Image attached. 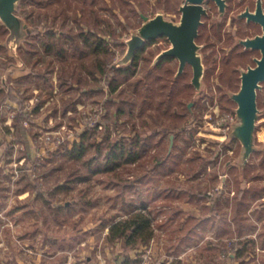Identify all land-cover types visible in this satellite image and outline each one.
I'll return each mask as SVG.
<instances>
[{"label": "rangeland", "instance_id": "374dc122", "mask_svg": "<svg viewBox=\"0 0 264 264\" xmlns=\"http://www.w3.org/2000/svg\"><path fill=\"white\" fill-rule=\"evenodd\" d=\"M19 5L18 13L28 18L30 27L38 13L52 19L60 9L31 0ZM178 5V0H66L65 29L78 32V13L91 19L92 24H83L86 29L97 28L99 20L100 29L112 32V41L125 43L143 23L134 7L146 14L166 10L168 17L177 18ZM213 14L199 37V43H208L202 50L206 68L199 94L190 86L191 66L176 84L171 81L178 76L176 59L165 61L155 75L150 72L155 56L168 46L163 38L145 47L132 84L116 91L104 75L95 78L90 72L97 58H81L70 42L65 58L45 53L31 37L15 56L11 50L1 52L0 65L12 63L0 68L1 89L13 87L20 99L27 98L29 109L39 99L45 104L23 118L27 145L15 125L6 128L3 120L15 117L19 109L0 97V264H64L80 258L99 264L102 257L105 264H124L131 246L112 240L109 227L136 208L152 216L155 235L150 244L156 243L158 254L175 243L183 249L185 254L173 264H228L235 242H245L252 251L244 264H264L261 156L253 153L249 167L241 168L240 141L230 138L231 128L218 123L229 115L236 120L237 104L229 92L240 88V68L257 56L235 47L238 36L259 29L242 25L232 11L223 17L215 10ZM57 25L62 29L60 19ZM126 49V43L115 44L108 57L118 62ZM258 104L256 138L264 142V82ZM88 128V142L140 133L146 145L141 162L108 171L91 160L94 148L81 160L67 157L79 133ZM163 233L168 240L161 238ZM175 234L177 242L170 238ZM224 245L229 249L223 251ZM145 257L151 264L152 254Z\"/></svg>", "mask_w": 264, "mask_h": 264}, {"label": "trees", "instance_id": "16d2710c", "mask_svg": "<svg viewBox=\"0 0 264 264\" xmlns=\"http://www.w3.org/2000/svg\"><path fill=\"white\" fill-rule=\"evenodd\" d=\"M31 1L37 4H46L47 6L58 4L60 9L55 11L52 19L50 14L46 13L45 16L42 17V14L38 13L35 16L34 24L32 25L33 27L29 26L31 30L29 34L23 39L20 47L27 43L28 38L31 37L34 39V42H36V39L39 40L40 48L45 53L51 54L56 58H65L69 55L66 42H70L72 47L79 52L81 58H97V61L93 63V66H89L90 72L95 78H98L99 74L101 76L104 75L103 78L105 79V82L111 86L112 91L118 90V88H120V86L124 83L128 82L132 84L131 79L138 70L139 61L141 59L140 54L144 51L145 46L136 52L134 60L131 63L118 66L117 62H115L112 57H108V55L111 52L113 45L119 43L125 45V43L123 39L112 41V39L109 37L112 32H109L105 29H100L99 20H97L95 24L97 28L94 29L91 26V29L88 30L83 26V24L91 23V19L88 20L85 17L79 16L78 13H75L74 20L79 25L78 32L73 28L65 29L66 23L69 19V8L65 7L66 0ZM95 1L96 0H91V2ZM138 5L145 9L142 2H139ZM19 10L20 5L18 11ZM133 10H135L142 18V13L144 12H138L139 10H136L135 7ZM29 14L33 15V11ZM24 18L28 22V18ZM59 19L61 21L62 29L57 27V21ZM8 34L9 29L0 20V54L6 50L9 51L5 44ZM103 56L106 58H103ZM167 60L169 59H163L154 64L152 67H150V72L155 75L160 69L161 65ZM11 64L12 63H10V61H5L2 65H0V68L3 67L4 69H8ZM186 70L187 69H185L182 74L174 76L171 81L176 84V82L180 80L182 76H184L183 74L186 72ZM190 86L192 88L194 87L192 82H190ZM13 90V87H11L8 92H6L4 89H0V94L4 100H11L18 103L19 110L14 118L15 127L17 134L23 138L24 142H26L27 136L25 129H27V127L23 123V118L29 117L32 112L29 110V108H27V98L20 99L16 93H13ZM42 104L43 101H39L37 105L33 107L32 111L34 110V112H38ZM124 111V109H120L121 113ZM79 134L80 135L74 141L73 146L69 147L67 150L66 156L74 160H81L94 148L95 155L91 160H96L99 162L97 167L99 169L104 167L106 170L110 171L126 163L137 164L141 162L144 155V150L146 149V145L142 142L140 133H137V135H135L133 138L124 136L120 139H114L108 135L103 137L102 140H97L95 142H88L90 136L89 128ZM256 142L259 146V149L255 151L254 154L261 156V163L264 166V142L258 141L257 138ZM102 158L104 159V162H102ZM165 161L166 159L162 162L164 163ZM247 165L244 167V169L249 167H247ZM221 189L223 190V187ZM209 198H211V196L206 195V199L208 200ZM242 202H240V204ZM235 205L237 206V208L235 207V210L237 211L238 203ZM109 230L112 240L116 242L121 241L123 242V245H129L131 247H135L138 244L143 245L149 243L155 234L152 217L149 215L148 211L146 212L144 208H136V210H134V212H132L127 218L115 221L110 225ZM226 249L228 250L229 247L224 245L222 250L224 251ZM230 252L236 253L234 245L230 248ZM228 256L230 257V253ZM124 264H128V261L124 262Z\"/></svg>", "mask_w": 264, "mask_h": 264}, {"label": "water", "instance_id": "95a60500", "mask_svg": "<svg viewBox=\"0 0 264 264\" xmlns=\"http://www.w3.org/2000/svg\"><path fill=\"white\" fill-rule=\"evenodd\" d=\"M22 0H0V20L9 29L5 41L6 46L15 56L23 39L29 34L30 27L23 16L18 13L19 4ZM207 0H184L180 10L182 16L179 21L168 18L163 10L149 17L143 14L142 25L133 31L131 36L125 40L127 49L125 55L117 62L118 66L126 65L134 60L136 52L143 48L148 41L166 36L171 46L162 50L155 58L154 64L165 57H176L179 59L177 75L182 74L187 63L193 68L192 84L198 94L203 89V78L205 75L204 56L201 51L203 44L198 43L200 26L203 16L208 14L205 6ZM220 11L224 12L226 0H215ZM249 19L259 22L263 27V33L254 37L242 38L240 42L246 48L261 50V57L256 58V65L241 69V84L237 91H230L231 98L236 102V120L232 123L229 132L230 138L238 139L241 143L239 166L244 168L249 162L252 154L259 149L256 142V132L261 111L258 104L259 90L263 88L264 82V12L258 7L255 13L245 12ZM13 50V51H12ZM173 138L172 143L173 146ZM226 177H224V181Z\"/></svg>", "mask_w": 264, "mask_h": 264}, {"label": "flooded vegetation", "instance_id": "af4514ba", "mask_svg": "<svg viewBox=\"0 0 264 264\" xmlns=\"http://www.w3.org/2000/svg\"><path fill=\"white\" fill-rule=\"evenodd\" d=\"M183 2H184V0H178L179 5H178V11L177 12L179 13V15L176 16L177 18L171 17V19H173L175 21H179L180 20V18L182 16V11L180 10V8H181V5L183 4ZM226 2H227V4H226V7H225V11L224 12H221L220 11L219 5L217 4V2L215 0H207L205 2V6L208 9V14L203 16V23L200 26L199 36L197 37V41L199 43V37L202 35V32H203L202 31V27L203 26L205 27L206 24H207V19L210 16H213L214 15L213 14L214 13V10L216 11V13H217V15L219 17L226 16L230 11H232L234 13V15H233L234 16V19L238 20L240 23H242V25H244V26L246 25L247 28H251V27L253 28V26H256L257 29H259L257 32H255L253 34L246 33L243 36H238L239 41L237 43H235V47H241L242 46V48L244 49V51H243L244 54H247V53L249 54L252 51L253 52H257V56H254L253 57V63H249V64H247L246 67H242V68L247 69L249 66H255L256 65V58H260L262 56L261 55V50H259V49H253V48H246V46L243 45L240 42V40L242 38L254 37V36L258 35V34H262L263 33V27H262V25L259 22L255 21L253 19H249V17L247 15H243V14L245 12H247V11L250 12V13H255V12L258 11V7H260L261 10L264 12V0H226ZM232 9H234V10H232ZM158 11L159 10H156L155 14H145V13H142V15L145 14V15H148L149 17H152V16L156 15ZM163 11L165 12L166 16L168 17V12H166V10H163ZM168 18H170V17H168ZM143 21H144V19H143ZM160 38L165 39V41L168 43V46L162 48L161 51L164 50V49H167V48H169L171 46V42L169 41V39L166 36H162V37H159L157 39H160ZM157 39H155V40H157ZM155 40L148 41L146 43L145 47L146 48H150V45H152L153 43L156 42ZM200 44H203L204 45L203 48L201 49V51L205 47H207V45H208V43H206V42H202V43L200 42ZM156 56H155V58H156ZM203 56H204V54H203ZM155 58H154V61H155ZM163 59H170V60L176 59L178 61V64L180 63L179 62V59L176 58V57H165ZM188 65H190V64L187 63V66ZM242 68H240V73H241V69ZM240 76H241V74H240Z\"/></svg>", "mask_w": 264, "mask_h": 264}, {"label": "crops", "instance_id": "0c3cea01", "mask_svg": "<svg viewBox=\"0 0 264 264\" xmlns=\"http://www.w3.org/2000/svg\"><path fill=\"white\" fill-rule=\"evenodd\" d=\"M35 75V74H34ZM40 79V78H39ZM3 88V87H0V89ZM0 97H2V95L0 94ZM11 101V100H10ZM40 101V99L38 100V102ZM12 104H15L16 105V108L19 109V105L18 103L16 102H13L11 101ZM35 103V105H37V103ZM44 101H43V104L40 106L39 110L44 106ZM0 105H1V101H0ZM34 105V106H35ZM33 109V107H32ZM32 109H29L31 112H32ZM1 112V111H0ZM36 113V112H35ZM7 118H9L10 120L7 121ZM14 118L15 117H12V116H9V117H4L3 120L5 122H7V124L5 123L6 125V128L8 126H10V128H13V126L15 125V122H14ZM12 122V123H11ZM9 129V128H8ZM28 136V135H26ZM27 140V139H26ZM27 142V145H28V140L26 141ZM130 214V213H129ZM114 221H117V220H114ZM114 223V222H113ZM111 225V224H110ZM198 228L200 229L201 227L198 226ZM244 229V228H243ZM242 231V230H241ZM245 231L243 230V233ZM155 235V234H154ZM247 236H250V234H248ZM154 238V236H153ZM152 238V239H153ZM161 238L162 239H167L166 237V234H162L161 235ZM171 239H173V241L177 242L178 241V236L175 234V236L171 235L170 236ZM151 239V240H152ZM156 240V239H155ZM168 240V239H167ZM183 240V238L181 239ZM252 241H255V239L252 237L251 238ZM235 241V240H234ZM151 242V241H150ZM147 243V244H143V245H137L135 247H130L129 250H128V260L131 259L133 262L132 264H147V262L145 261L146 257L145 256H148V253H151L152 254V263L151 264H173V262L177 263L178 259H181L183 254H185L183 252V249L177 245V243H175V246L173 245V248L170 249V250H167V251H164L162 250V253H159L158 254V251L155 249V244H150ZM150 244V245H149ZM152 246L154 247V250L151 252V248ZM235 246V251L236 253H233V252H230V258H229V263L228 264H244V262L246 260H249L250 257H252V251H247L246 247H245V242L244 243H237L235 242L234 244ZM141 247V248H140ZM144 248V249H142ZM145 250V251H144ZM144 251V252H143ZM143 253V254H140V253ZM157 252V253H156ZM139 254V255H137ZM142 255L144 257V259H139L138 256ZM127 260V261H128ZM105 259H103V257L99 260V264H105ZM40 264V263H39ZM119 264V263H117Z\"/></svg>", "mask_w": 264, "mask_h": 264}, {"label": "built area", "instance_id": "2783aa9c", "mask_svg": "<svg viewBox=\"0 0 264 264\" xmlns=\"http://www.w3.org/2000/svg\"><path fill=\"white\" fill-rule=\"evenodd\" d=\"M234 121H235V118H232V116L229 115V116H225L224 118L219 119L218 123H219V125L226 124L227 128H231V125ZM64 264H93V263L86 258H80V259H72V260H70Z\"/></svg>", "mask_w": 264, "mask_h": 264}]
</instances>
